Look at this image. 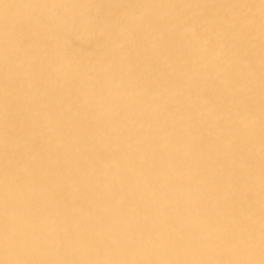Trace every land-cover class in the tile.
I'll use <instances>...</instances> for the list:
<instances>
[{
    "label": "bare ground",
    "instance_id": "6f19581e",
    "mask_svg": "<svg viewBox=\"0 0 264 264\" xmlns=\"http://www.w3.org/2000/svg\"><path fill=\"white\" fill-rule=\"evenodd\" d=\"M0 264H264V0H0Z\"/></svg>",
    "mask_w": 264,
    "mask_h": 264
}]
</instances>
